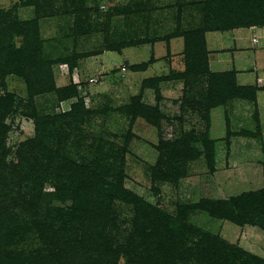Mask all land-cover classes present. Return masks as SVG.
Masks as SVG:
<instances>
[{"label":"rangeland","instance_id":"rangeland-1","mask_svg":"<svg viewBox=\"0 0 264 264\" xmlns=\"http://www.w3.org/2000/svg\"><path fill=\"white\" fill-rule=\"evenodd\" d=\"M0 10L16 24L2 35L16 60L0 52V264H161L171 245L180 258L196 247L264 264V0H0ZM199 28L205 42L249 41V81L230 66L202 71L200 45L186 69L184 43L164 38ZM67 87L77 94L61 101ZM66 166L98 184L78 188ZM35 169L48 175L34 181Z\"/></svg>","mask_w":264,"mask_h":264},{"label":"trees","instance_id":"trees-1","mask_svg":"<svg viewBox=\"0 0 264 264\" xmlns=\"http://www.w3.org/2000/svg\"><path fill=\"white\" fill-rule=\"evenodd\" d=\"M5 17H6V14L2 13L0 10V52H5L6 55H8V58H10V60H11L12 55H13V53H12L13 46H6V40H4V41L2 40V35H6L10 30H13V27L16 24H15V22L14 23L13 22L7 23L5 21V19H6ZM2 26H4L5 29H2ZM201 29H203V30H201ZM204 29L205 28H199V30L197 32H194V30L193 31L191 30V31L184 32L183 34L173 35L174 37L165 36V38H164L165 40L168 39L167 40V42H168L170 40V38L173 39V38L182 37L183 43H184V55H185L184 61H185V64H186L185 67L187 70H190V69L192 70L193 64L191 63V60H192L191 58L193 57V51L198 50V49L193 47L194 45H200V46H198L200 52H198L197 57H198L200 67H203L202 71H204V70H206V68H208V66H207L208 65L207 53H206L205 41H204V37H203L206 30L204 31ZM191 44H193V45L191 46ZM27 46H28V42L26 40L24 47L27 48ZM21 55H22V53H21ZM12 59L16 60V58H12ZM189 59H191V60H189ZM224 77L232 79L233 76L232 75H224ZM146 83H148V82L146 81ZM239 89L241 90V88H239ZM59 91H60V94L62 95L61 101H67V100L75 97L77 94L76 89H74L73 87H67V88L59 90ZM245 91L251 92L253 94V90H251V88L246 87ZM74 108H75V105L71 104L70 111L66 112L64 115H66V116L71 115L72 111H74ZM64 173H66V174L68 173L69 179L72 180V183H74V184L76 183V186L78 188L82 187L83 185L84 186H87V185L93 186L95 184H98L97 180H96L97 175H94V174L87 172V171H84V170L75 169V168L70 170V168H68L66 166ZM32 174H33L31 176L32 179L34 181L40 182V179H44V178H41V175H43L42 177H45L48 175V172L46 173L45 171H43V174H42V173H40L39 170L35 169ZM94 180H96V182ZM42 183L43 182H41L40 184L42 185ZM115 188H118V186H115ZM252 194H254V193H252ZM252 194H245L243 197L240 198L246 207H249L250 204H255V202H256L254 200L255 198L252 197ZM259 194L261 195V194H263V192L261 191ZM65 207L67 208V210L72 209L73 208L72 200H71V202L70 201L66 202ZM256 211H257V214H260V213H262V211L264 212V207L262 205H260L259 209H256ZM239 213H240V217H242L244 221H246V217L251 216L250 213L255 215L254 212L252 210H250L249 208H244L243 213L241 212V210ZM199 245L201 247L206 246V241L201 240V243ZM162 247L165 248L164 245ZM169 249H171L172 252L174 251L172 245ZM203 249H201V248L197 249L196 247H192V248L189 247V249H186L185 253L186 254L191 253V255L187 256L186 254H184V252H182L181 258L179 256H177V254L172 253L170 250L167 249L168 251L163 254L164 258L162 257L160 263L161 264H163V263H165V264H176L178 259H180L181 261H186V259H189L192 256H194L197 258L196 264H230L229 261H231V258L227 257L222 250H219V251L215 250L213 252L214 255L213 254L210 255V254L204 253ZM188 251H190V252L187 253ZM208 251H211V250H208ZM205 252H207V251L205 250Z\"/></svg>","mask_w":264,"mask_h":264},{"label":"crops","instance_id":"crops-1","mask_svg":"<svg viewBox=\"0 0 264 264\" xmlns=\"http://www.w3.org/2000/svg\"><path fill=\"white\" fill-rule=\"evenodd\" d=\"M253 37H254V34H253ZM178 38L171 39V40H175L179 44L180 42L178 41H181V44H182L183 43V39H181L182 37H178ZM205 39H206L205 48L207 50V63H208L209 69L214 70V69H220L221 67H223V69L224 68L227 69V67L230 66L229 67L230 69L235 68V70L238 71V73L236 74V81L238 83L242 85L243 83L250 80L249 74L240 72L242 70L240 69L241 65L242 64L244 65V61H245L244 59H248V57H250L251 55V52L248 50L250 46L249 41L247 40L245 41L244 39L238 40V38L237 40H235L231 36V34H228V38H220L214 35H208ZM226 41H227V44L225 43ZM251 43L256 44V43H253L252 41ZM209 45H212V48H210ZM226 45L228 46V48H226L225 51H220L219 53H216V55L218 56L217 59H212L210 57L211 55H213L211 53L212 51L219 50L221 47H224ZM237 47L238 48L247 47V49L238 50ZM157 53H161L160 48H158ZM242 60L244 61L242 62ZM126 63L127 62H124L123 64L125 65Z\"/></svg>","mask_w":264,"mask_h":264},{"label":"built area","instance_id":"built-area-1","mask_svg":"<svg viewBox=\"0 0 264 264\" xmlns=\"http://www.w3.org/2000/svg\"><path fill=\"white\" fill-rule=\"evenodd\" d=\"M257 41H258L257 38L256 37H253L252 42L253 43H257Z\"/></svg>","mask_w":264,"mask_h":264}]
</instances>
